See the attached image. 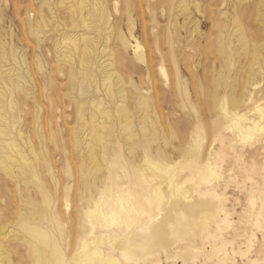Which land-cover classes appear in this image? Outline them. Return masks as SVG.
Instances as JSON below:
<instances>
[{"label":"rangeland","instance_id":"374dc122","mask_svg":"<svg viewBox=\"0 0 264 264\" xmlns=\"http://www.w3.org/2000/svg\"><path fill=\"white\" fill-rule=\"evenodd\" d=\"M177 2L178 0H102L103 14L99 17L95 13V28L90 29L80 23L79 18L87 13H83L84 10H80L74 0H0V75L15 81L10 88L16 103L12 112L7 111L4 114L0 111V126L2 125L6 133V136H0V139L14 138L21 150L29 154L28 149L31 147L39 155L36 154L40 163L38 168L42 170L41 183L48 187L44 184L42 186L52 196L55 192V195L59 194L57 201L68 238L71 234L67 258L71 257L81 239L87 237L86 229L80 230L81 208L87 205L89 197L96 195L95 190L97 191L101 184L96 181L91 185L90 182L93 178L96 179L97 175L91 177L85 171L87 159L83 145L82 148L77 145L78 137H82L77 133L79 120L75 113L77 101H87L97 96L102 97L104 106L116 115L111 131L116 151L113 152L110 146L106 152L111 164H106L102 179L116 181L113 176L115 171L124 166V170L118 171L123 185L133 186L136 190L137 185L147 181L143 178L130 179L128 174H133L135 169L138 172L142 168L147 173L153 166L150 158L160 160L164 156L165 162L174 165L192 157H197L202 163L209 157V161L222 171L224 184L214 182L210 187L225 186V206L230 213L231 226L224 237L231 242L226 246L227 249H234L236 255L235 262L227 264H246L248 257L260 256L264 251V242L260 234H257L253 241L252 253L245 254L246 237L255 230L249 223L248 214L251 208L247 203L248 196L242 190L248 188V191L257 194L261 189V176L256 170V164L261 162L262 155L256 150L259 145L247 146L244 148L245 159L239 161L240 146L238 140L236 142L235 128L229 125L231 112L227 109L231 100L242 99L238 109L249 111L254 106L252 98L257 91L261 90L259 96L264 94V1L187 0L185 9L177 7ZM234 16L238 17L237 24L241 25L247 34L245 47L237 39L236 33H232V21L228 23L226 19L229 17L232 20ZM72 32L86 33L94 37L91 71L99 82L102 78L99 56L106 43L105 35L108 34L106 47L113 53V68L120 76V82L114 81V87L112 85L108 92L100 84L88 88L77 63L71 64V67L58 63L54 45L61 36ZM118 33L123 34L131 45L139 44L142 47L145 62L136 57L131 47L127 50L120 48ZM225 34L231 35L230 49L233 54L229 57L220 52L219 38ZM168 43L172 44L171 51ZM254 48L258 50L256 56ZM170 54L174 55L175 65L172 64ZM108 56L106 53L103 58H106L107 62L110 61ZM160 65L166 67L168 72L172 70L173 75L177 74L175 84H163L158 74ZM16 81L20 87H17ZM131 83L137 88L132 87ZM158 88L162 91L159 92ZM1 89L6 90L0 85V91ZM80 89L84 92L83 95H79ZM163 89L168 90L167 93ZM120 91L124 97L122 101ZM156 92L157 98L152 106L156 117L152 119L157 131L154 135L143 136L139 130L142 111L135 97L139 93H147V96L153 97ZM3 99L1 95L0 100ZM120 102L126 108L135 130L134 139L137 143L129 151L119 125ZM87 132L92 136L90 128ZM29 156L33 157L31 153ZM47 167L55 171H47ZM188 172L190 169H182L181 176ZM59 176L62 178L63 190H59L56 184ZM137 176H141V173ZM5 180L0 182L3 190H0V197L3 195L15 212L23 206V198L18 192V187L8 180L4 182ZM157 180L159 182L161 178L157 177ZM33 183L27 188L21 187L20 191L29 198L32 194V202L36 200L35 203H38H33L32 207L34 205V209L39 210L42 193L41 196L38 194L39 190L37 193V185ZM48 190H51V193ZM12 195L15 199H12ZM36 196L40 198L39 201ZM78 220L81 224H78ZM78 232L81 236L79 242ZM75 241L78 243L75 244ZM218 241L220 239H211L209 242ZM160 259V264H183L180 260L174 261L171 253L168 257L160 255ZM150 261L152 259L146 262ZM198 261L214 264V261L207 257L199 258L196 263Z\"/></svg>","mask_w":264,"mask_h":264},{"label":"bare ground","instance_id":"6f19581e","mask_svg":"<svg viewBox=\"0 0 264 264\" xmlns=\"http://www.w3.org/2000/svg\"><path fill=\"white\" fill-rule=\"evenodd\" d=\"M74 1L77 2L80 10H84V12L82 11L83 13H87L86 16L84 15L79 18L80 23L86 28L94 29L95 22L93 23V16L95 13L99 17L103 14L101 7L102 0ZM259 1L263 3L264 0ZM186 2L187 0H178L177 7L185 9ZM226 19L228 23L232 21L231 24H234L232 33H236L237 39L245 47L247 34H245L244 28L237 24L238 17L234 16L232 20L229 17ZM74 21L77 22V20ZM40 22L42 24L41 19ZM108 22L109 19L106 24ZM168 32L169 36L170 31ZM106 35L105 40L107 43L109 36ZM93 38V36H89L86 33L72 32L64 34L54 45L55 56L60 64H67L71 67L77 63L88 88L97 87L100 84L108 92L112 88L114 81L120 82V76L116 72V69L113 68V53L106 47V43H104L105 45L101 49L99 56L102 68L100 82L95 77L94 72L91 71L94 60ZM117 39L120 48L127 50L128 47H131L136 57L139 60H144L143 49L139 44L131 45L121 33H118ZM230 43V34H225L219 38L220 52L226 57L233 54L230 49ZM168 46L171 51L172 44ZM106 53L109 55V62H107L106 58L105 60L103 59ZM257 54L258 50L255 49L254 56ZM170 57L172 58V64H174V55L170 54ZM158 70V74H160L164 85L177 81V74L173 75L172 70L169 73L166 67L161 65ZM150 79H152L151 76ZM0 83L6 89L5 91L3 89L0 91V94L4 98L3 101L0 100V111L5 114L7 111L12 112L15 108V98L12 88H10V85L15 84V81L1 74ZM155 83L157 84V82ZM247 83L250 82L247 81ZM18 84L16 81L17 87H20ZM133 84L131 83V85ZM164 85L161 86L164 87ZM132 87L137 88L134 85ZM155 87L157 88V86ZM81 89L79 95L84 94ZM170 89L172 90V88ZM140 90L137 89V91ZM161 91L159 90V92ZM260 91H257L256 95L252 98L254 106L249 111H244L242 108L238 109L242 99L231 100L227 107L231 112V123L229 125L235 128L236 142L238 140L240 146L239 161L245 159L246 150L244 148L247 146L256 147L259 145L256 147V150L262 155L261 162H257L256 164V170L261 176V189L255 194L254 191H248V188L241 187L243 192L248 196L247 203L249 204V208H251L248 214L250 217L249 223L252 229L255 230V232L246 237L245 254L252 253L253 241L257 237V234H260L261 240L264 242V94L263 96H259ZM119 93L122 101L124 98L123 94L121 91ZM147 93H145L146 96L139 93L135 97L142 111L139 130L143 136H147L148 134L154 135L157 131L152 119L154 116L156 117L152 106L158 92L153 97L147 96ZM257 96L259 97L255 100ZM119 104V125L123 138L127 142V150L129 151L137 143L134 139L135 130L123 103L120 102ZM75 110L79 120L77 133L82 137V139L78 137L77 145L81 148L83 145L87 159L85 171L91 177L97 175V178H93L90 182L91 185H94L96 181L101 183L97 191L95 190L97 192L96 195L89 197L87 205L81 208L82 224L78 220V224H81V227H78H80V230L86 229L87 237L81 239L76 249H72L74 251H71V257L67 258L66 252H69L67 250L70 249L68 247L69 241H71L69 240L71 234H69L68 238V231L64 227V219H62L63 214H60V204L57 201L59 200V194L57 196L55 192L53 196L52 194L50 195L43 187L45 184L41 183L40 171L42 170L39 169L38 154L35 153L33 148L29 147L28 151L33 156L31 158L29 156L30 153L27 154L26 151L20 149L19 144L14 138H3L2 140L0 139V182L6 179L14 183V186L18 187V192L22 196L24 203L19 209L16 206L18 210L14 212L3 198V195L0 197V264H119V262L121 264H160V255L164 254L168 257L169 253H171L174 261L180 260L183 264H207L205 261H198L196 263L202 257L213 260L214 264L235 262L236 251L234 249H227L226 246L231 242L224 237L227 229L231 226V221L229 220L230 213L225 206V186L219 188L210 187L214 182L223 184L222 171L209 161V157H206L202 163H200L197 157H192L182 163L172 165L164 161V156L160 160H153L147 155L150 158L149 161L153 163L150 170L146 173L143 168H139L138 172L135 169L133 174H128L130 179L132 177L136 180L143 178L147 183L144 182L137 185L136 190H134L135 187L133 186L123 185L118 171L124 170V166L115 171L113 176L116 181L109 182L106 178L102 179V176L103 170L107 167L106 164H111L109 161L110 157L106 152L110 149V146H112L113 152L116 151L111 139V131L114 128V118L116 115L111 109H107L104 106L103 98H99L98 96L87 101L86 99L82 102L77 101ZM87 125H90L89 128L92 136L87 132L89 130ZM0 136H6L2 125L0 126ZM88 136L90 140H88ZM208 154L210 155L211 152ZM184 168L190 169V172L181 176L182 169ZM51 169V167H47V171H51ZM53 170L52 173L55 171ZM139 172L141 176H137V174H140ZM1 177L3 178L1 179ZM157 177L161 178L159 182ZM61 180L60 176L57 177L56 184L59 190L61 188L63 190ZM33 182L37 185V193L38 190L39 195L42 193L41 201L36 196L39 201V210L34 209V205L32 207L33 203L35 205L38 204L35 203L36 200L32 202V194L29 198L28 195H24L20 191L23 187L27 188ZM0 188L3 191L2 186ZM15 190L17 191V189ZM59 190H57L58 193L60 192ZM49 192L51 193V190ZM12 199H15L13 195ZM9 203L11 204V202ZM20 205H22L21 202ZM217 215L220 217H217ZM77 237L79 242L81 236ZM211 239H220V241L210 243ZM78 242L75 241V244ZM148 259L155 261L146 262ZM246 264H264V251L260 256L248 257Z\"/></svg>","mask_w":264,"mask_h":264}]
</instances>
